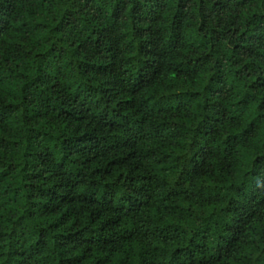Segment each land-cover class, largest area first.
<instances>
[{
  "label": "trees",
  "instance_id": "trees-1",
  "mask_svg": "<svg viewBox=\"0 0 264 264\" xmlns=\"http://www.w3.org/2000/svg\"><path fill=\"white\" fill-rule=\"evenodd\" d=\"M0 264H264V0H0Z\"/></svg>",
  "mask_w": 264,
  "mask_h": 264
}]
</instances>
